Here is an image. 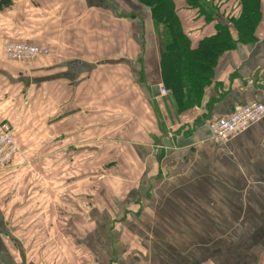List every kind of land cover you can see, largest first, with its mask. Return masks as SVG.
I'll return each mask as SVG.
<instances>
[{"label":"crops","instance_id":"obj_1","mask_svg":"<svg viewBox=\"0 0 264 264\" xmlns=\"http://www.w3.org/2000/svg\"><path fill=\"white\" fill-rule=\"evenodd\" d=\"M174 3L190 48L214 35L213 22L184 0ZM228 5L221 9L237 15L235 0ZM260 24L258 41L216 60L199 103L178 110L168 91L153 97L150 90L165 86L162 27L135 0H11L0 10V123L14 111L15 83L23 87L16 95L42 93L48 82L77 88V115L61 114L60 134L48 141L62 146L51 152L88 153L75 169L67 162L68 176H113L103 194L99 188L101 203L86 194L89 210L57 217L67 228L54 231L59 221L38 214L37 165L15 156L0 172V264H264V118L223 144L209 136L234 106L264 104V5ZM9 41L50 53L18 76L3 56ZM51 90L53 97L60 91ZM129 95L137 96V112Z\"/></svg>","mask_w":264,"mask_h":264},{"label":"rangeland","instance_id":"obj_2","mask_svg":"<svg viewBox=\"0 0 264 264\" xmlns=\"http://www.w3.org/2000/svg\"><path fill=\"white\" fill-rule=\"evenodd\" d=\"M229 6L230 5H228L227 8ZM21 42L32 44L28 41ZM44 47L48 48L47 46ZM48 55L49 54L43 55L41 58ZM3 56L6 60L10 61L5 57L4 52ZM39 59L40 58L32 60L29 63H18L14 61L10 62H13L15 63V65H17V75L23 76L26 75V73H32L33 70L30 69L31 65ZM57 82H59V85H55L57 84L56 82H54L53 85L52 82L42 84V86L39 88V92L42 93H36L35 91L33 94L23 92L22 94L18 93L17 95L16 92L20 88V86L22 87V85L19 83H15L13 91L9 92L8 96V99L11 102L13 101L12 103L15 105V108L11 107L14 108V111H8V116L4 121L6 124H9L11 127H13L15 138L19 145V153H22L24 162H35L38 167L37 194L39 216L53 217L54 220H57V217H63L65 215H69L72 217V214H77V216H80L85 211H88L89 209L87 208V205L91 204L93 201H91L89 197L86 196V194H95V197H97L96 201H99V203H101V199L98 198L100 191L99 188H101L102 186L103 190H101L100 193L103 194L104 189L106 190L107 188H109V185H107L109 183V180L111 182L113 180V176L111 175L79 176L78 174L70 173L68 176L66 175V173L61 171L63 167L67 168V162L69 163L71 169L77 168V165H79L81 162H84V159L81 158L82 155L88 156V153L84 151H77L68 156L64 150L61 153V149H59V151L55 152L54 154L51 152L52 148V150L55 151L57 147L61 148L62 146L60 141H48L49 135L55 133L60 134V125L62 119L61 114L62 116L67 115V108H70L72 110V112L70 113L74 114L73 117L77 115V101H75L77 100V88L68 89V87H64V84L60 83L61 81ZM53 86H58L60 89L59 93H57L54 97L51 90ZM136 97V95H129L124 96V99L129 98L131 109L133 108L137 112L138 109L136 110V106L133 107L132 105L134 103L132 102V100L136 99ZM65 100H68L66 102L68 104L70 103L71 106L69 107V105L66 104L65 108L62 109L61 104ZM134 101V104H136V100ZM246 103H248L249 105L254 103V101ZM53 105L54 108L51 109ZM262 118H264V115L262 116ZM102 145L103 143L99 142L94 146L98 147ZM35 146H37L36 148L39 149V153H35L30 149V147L36 149L34 148ZM25 149L26 154L24 153ZM103 154L105 153L100 152L99 156H102ZM52 167L57 168L58 171H46L47 168ZM117 177L121 178L120 175ZM135 177H137V174L135 175ZM67 178L71 182V187H68L66 183ZM108 178L110 179L107 180ZM80 184L92 185L94 187L91 190H84ZM82 219L84 220L83 223H85L86 219L83 216ZM57 221H59V223L56 224L57 227L53 228V230L60 231L61 228L66 230V223H63L60 220ZM83 223L78 222V224H75L77 227V232H79V227H81ZM122 224V222H117V220H114L111 225H113V229L116 231L121 230V227L124 225ZM86 228L89 229L88 227ZM84 230L85 228L81 227L82 234H84ZM72 240L73 239H71L70 241Z\"/></svg>","mask_w":264,"mask_h":264},{"label":"trees","instance_id":"obj_3","mask_svg":"<svg viewBox=\"0 0 264 264\" xmlns=\"http://www.w3.org/2000/svg\"><path fill=\"white\" fill-rule=\"evenodd\" d=\"M150 10L154 25L162 27L160 59L162 78L178 110L197 105L211 83L216 60L234 49L236 44H253L260 38L263 0H236L238 14L225 13L231 0H184L188 9L206 23H214L213 36L190 48L183 32L174 0H135ZM11 6V0H0V10ZM264 36V32L261 34Z\"/></svg>","mask_w":264,"mask_h":264},{"label":"built area","instance_id":"obj_4","mask_svg":"<svg viewBox=\"0 0 264 264\" xmlns=\"http://www.w3.org/2000/svg\"><path fill=\"white\" fill-rule=\"evenodd\" d=\"M49 49L44 46L22 42H9L4 46L5 57L12 61L29 63L36 58L47 55ZM165 94L164 89L160 90ZM264 115V105L258 102L234 106L226 117L218 118L209 129L213 144H223L231 137L243 132L252 123ZM19 154V147L14 141L13 129L7 124L0 125V172H3Z\"/></svg>","mask_w":264,"mask_h":264},{"label":"water","instance_id":"obj_5","mask_svg":"<svg viewBox=\"0 0 264 264\" xmlns=\"http://www.w3.org/2000/svg\"><path fill=\"white\" fill-rule=\"evenodd\" d=\"M21 81L22 82H27L28 80L27 79H21ZM159 87L158 86H153V87H151V92H152V95H153V97H158V96H160V93H159Z\"/></svg>","mask_w":264,"mask_h":264}]
</instances>
